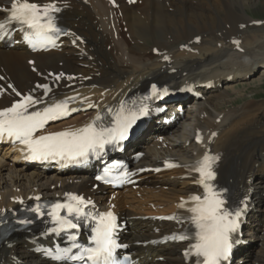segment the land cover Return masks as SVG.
I'll return each mask as SVG.
<instances>
[{
	"label": "bare ground",
	"instance_id": "bare-ground-1",
	"mask_svg": "<svg viewBox=\"0 0 264 264\" xmlns=\"http://www.w3.org/2000/svg\"><path fill=\"white\" fill-rule=\"evenodd\" d=\"M113 1L114 5L108 0H58L59 18L70 33L64 47L31 53L21 46L0 45L4 77L0 87L12 84L26 94L37 84H47L52 91L41 105L74 97V105L99 107L49 126L61 132L84 127L121 101L130 102L152 83L173 87L191 83L197 88L200 82L214 80L215 87L196 101V111L184 115L181 124L166 127L149 121L128 147L127 153L142 152L132 168H157L166 161L177 166L158 175L140 174L135 188L109 194L100 187L93 189L86 174L28 171L21 151L6 146L0 151V218L20 206L19 200L79 194L126 221L120 236L137 264H183L179 256L183 246L157 239L176 231L167 217L176 213L184 198L200 192L188 166L208 153L218 157L212 183H227L233 202L249 207L245 245L233 264H264V98L234 103L233 96L237 84L264 78V19L257 25L250 14L263 0ZM11 3L0 0V21ZM32 94L42 96L43 89ZM16 98L7 90L0 95V108ZM196 131L202 135L200 142L194 139ZM44 232L16 233L1 240L0 264H57L36 249L51 240Z\"/></svg>",
	"mask_w": 264,
	"mask_h": 264
},
{
	"label": "snow or ice",
	"instance_id": "snow-or-ice-1",
	"mask_svg": "<svg viewBox=\"0 0 264 264\" xmlns=\"http://www.w3.org/2000/svg\"><path fill=\"white\" fill-rule=\"evenodd\" d=\"M129 2H135V0H129ZM3 11L6 17L0 21V40L10 38L9 29L18 25L24 42L33 50H46L48 46H55L57 37L70 34L59 25L58 14L62 9L58 6V0H47L43 3L37 0H12L11 5ZM234 43L238 42L234 41ZM164 59L167 60L168 57L165 56ZM3 79L4 77H0V80ZM9 89L20 99L15 100L9 107L0 108V141L19 142L26 149L28 159H53L69 163H81L91 156L100 157L105 154L107 148L120 146L129 138L137 121L150 114L149 106L145 101L152 97L160 98L169 93L167 87L158 88L156 84H152L150 96L144 97L139 103L133 101L129 105L121 101L114 113L112 109H108L112 115L107 123L105 122L107 117L98 114L93 121L82 128L37 135L49 121L70 115L74 109L69 108V103L75 98L68 97L62 101L48 103L42 109L30 111L38 104H45L44 97L52 91L51 88L47 84H37L32 92L43 89V95L38 97L32 92L23 94L12 84H8L6 88L0 87V95H4ZM216 160L218 157L205 153L201 160L188 166L190 171L198 173L197 183L204 192L203 195L190 196L189 201L182 200L178 206L180 209H185V205L191 202L186 212L188 222L195 227L194 235L191 237L195 242L190 245L185 255L191 254L194 257V264H224L228 261L236 243L233 234L237 233L243 215L241 208L228 207L226 199L228 190L218 189L212 183L216 178L214 171ZM117 167L118 165L114 164L104 168L103 175L97 176L96 179L112 183V173ZM130 175L131 173L126 169L119 172V176L124 178ZM64 195L63 201L48 205L47 212L42 210L39 203L27 209L37 218L45 215L50 218L53 226L46 227L44 234H70L71 242L68 247H57L54 254L51 250L47 254L56 261H73L75 264L80 262L121 264L118 249L126 248L127 245L118 243L119 225L115 214L111 210L106 212L95 210L92 201L78 194L65 193ZM34 199L40 201L41 197L36 196ZM18 202L24 204L23 200ZM167 219L183 223V218L180 216L167 217ZM33 222L32 218L16 220V223L22 226L31 225ZM5 223H7L6 220H0V225ZM82 227L90 229L87 245L79 243L77 232L72 231ZM0 235H7V231ZM169 238L187 240L190 237L188 234H173ZM73 249L76 250L75 254H71ZM123 259L129 261L130 257L125 256Z\"/></svg>",
	"mask_w": 264,
	"mask_h": 264
},
{
	"label": "rangeland",
	"instance_id": "rangeland-1",
	"mask_svg": "<svg viewBox=\"0 0 264 264\" xmlns=\"http://www.w3.org/2000/svg\"><path fill=\"white\" fill-rule=\"evenodd\" d=\"M250 14L255 18H264V0L261 2H258L256 6L250 10ZM236 88L238 91L236 94H233V96L236 97V101L234 103H240L243 100H249L251 98H254L256 101L257 100L259 101L262 98H264V78H262V80L260 81H255V83H251L250 85L249 84H237ZM237 94L244 95V96H238ZM239 105L240 104H236V108H240ZM149 136H150L149 134L145 135V137H149ZM34 169L35 167L27 168L28 171H31ZM3 174H4V177H6L5 171H3ZM149 189L151 190V188ZM250 242L259 245V241L257 240L251 239ZM251 263L253 264V262Z\"/></svg>",
	"mask_w": 264,
	"mask_h": 264
}]
</instances>
